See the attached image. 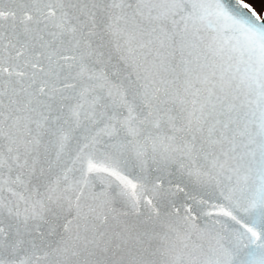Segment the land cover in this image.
Segmentation results:
<instances>
[{
  "label": "snow or ice",
  "instance_id": "1",
  "mask_svg": "<svg viewBox=\"0 0 264 264\" xmlns=\"http://www.w3.org/2000/svg\"><path fill=\"white\" fill-rule=\"evenodd\" d=\"M0 264H264V12L0 0Z\"/></svg>",
  "mask_w": 264,
  "mask_h": 264
},
{
  "label": "rangeland",
  "instance_id": "2",
  "mask_svg": "<svg viewBox=\"0 0 264 264\" xmlns=\"http://www.w3.org/2000/svg\"><path fill=\"white\" fill-rule=\"evenodd\" d=\"M247 2L253 4L258 11L264 12V0H247Z\"/></svg>",
  "mask_w": 264,
  "mask_h": 264
}]
</instances>
